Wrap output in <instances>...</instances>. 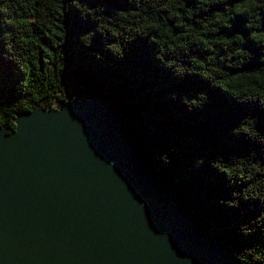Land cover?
Segmentation results:
<instances>
[{
    "label": "trees",
    "instance_id": "obj_1",
    "mask_svg": "<svg viewBox=\"0 0 264 264\" xmlns=\"http://www.w3.org/2000/svg\"><path fill=\"white\" fill-rule=\"evenodd\" d=\"M90 99L200 232L264 264V0H0V125Z\"/></svg>",
    "mask_w": 264,
    "mask_h": 264
},
{
    "label": "water",
    "instance_id": "obj_2",
    "mask_svg": "<svg viewBox=\"0 0 264 264\" xmlns=\"http://www.w3.org/2000/svg\"><path fill=\"white\" fill-rule=\"evenodd\" d=\"M0 125V264H242L144 172L100 100Z\"/></svg>",
    "mask_w": 264,
    "mask_h": 264
},
{
    "label": "bare ground",
    "instance_id": "obj_3",
    "mask_svg": "<svg viewBox=\"0 0 264 264\" xmlns=\"http://www.w3.org/2000/svg\"><path fill=\"white\" fill-rule=\"evenodd\" d=\"M117 118V117H116ZM118 121V120H117ZM199 230V229H198Z\"/></svg>",
    "mask_w": 264,
    "mask_h": 264
}]
</instances>
